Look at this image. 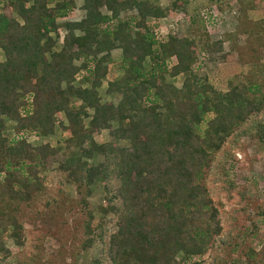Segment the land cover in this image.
Here are the masks:
<instances>
[{
    "label": "trees",
    "instance_id": "16d2710c",
    "mask_svg": "<svg viewBox=\"0 0 264 264\" xmlns=\"http://www.w3.org/2000/svg\"><path fill=\"white\" fill-rule=\"evenodd\" d=\"M232 1L241 4L237 37L262 34L264 20L249 27L243 0ZM183 4L81 0L83 17L60 23L74 0H0V264L41 263L35 238L26 256L23 249L13 256L1 239L21 245L15 213L39 192V174L57 155L54 171L66 184L80 193L99 183L104 200L95 225L80 200L90 229L78 245L67 247L71 264L93 241L100 242L102 254L85 264H204L202 255L218 246L238 250L246 264H264V239L235 235L237 242L230 243L222 235L203 180L207 170L226 191L234 190L227 174L235 167L233 151L242 139L264 144V80L256 76L264 67L251 64L248 78L229 81L225 91L211 87L197 63L209 47L221 45L209 42L218 29L213 17H202L205 38L191 28L194 20L177 34L174 19L157 36L160 21ZM125 12L130 14L121 16ZM114 49L120 51L117 79L108 76ZM178 76L177 87L171 80ZM105 79L104 94L117 96L115 104L99 98ZM59 116L65 122L57 124L66 133L62 146L32 147L30 139L55 133ZM103 129L108 139L96 143L93 135ZM99 156L103 161L95 163ZM65 205L45 203L60 217ZM254 216L264 213L247 212V221ZM255 225L251 220L250 234ZM252 244L262 247L254 251Z\"/></svg>",
    "mask_w": 264,
    "mask_h": 264
},
{
    "label": "rangeland",
    "instance_id": "374dc122",
    "mask_svg": "<svg viewBox=\"0 0 264 264\" xmlns=\"http://www.w3.org/2000/svg\"><path fill=\"white\" fill-rule=\"evenodd\" d=\"M174 0H153V2L161 7L166 8L169 2ZM243 8L245 7V16L247 25L251 26L253 22L264 20V0H243ZM75 7L69 14L68 18L59 21H79L83 17V11L80 9L81 0H74ZM241 4L232 0H186L175 13L170 14L169 20H161L158 28L157 36L166 33L167 24H171L174 19L179 21L176 33H184L187 31L188 23L194 20L192 29L195 33L201 34L202 38L206 37V32L202 28L208 19H215L217 30L209 35V42L215 44L221 41L219 48L209 47L204 53L203 59L198 58L197 66L200 68L199 74L206 78L208 84L219 91H225L227 83L233 79L248 78L251 71V64L257 65L259 70L264 67V32L256 34V36L237 37L236 19L239 16L238 10ZM129 12L122 13L121 16H127ZM220 14V15H219ZM221 17L217 21L218 16ZM188 18L185 22L184 18ZM202 17L204 20H202ZM207 18V19H206ZM152 26V20L146 21ZM249 26V27H250ZM190 28V29H191ZM64 35L63 30H59V39ZM258 37V38H257ZM60 40H58V43ZM215 50V51H214ZM2 52L0 51V61H2ZM108 76L111 78H119L120 71H116V66L120 64V51L114 49L109 53ZM253 68V67H252ZM264 80V71L257 73ZM109 79V78H106ZM106 79L102 81L101 86L97 90L101 102H111L115 104L118 100L117 96H106L104 90L106 87ZM181 77H176L171 82L175 86H179ZM65 122L61 116L56 117L55 133L46 138L30 139L29 144L32 147L41 143H48L51 147L62 146V142L66 137V133L61 131L57 124ZM96 143H104L107 141V130L103 129L93 135ZM121 145L124 143L121 142ZM215 156L214 160L217 158ZM232 156L235 164L229 170L228 177L235 186L234 190L226 191L222 181H213L212 173L204 170L203 180L208 190L209 197L214 204L218 218L222 225V235L228 238L230 243L237 242L233 238L235 235L240 238L246 237L247 241L252 242L255 239H264V216L251 218L253 224H258L253 234L249 233L250 221H247V212L264 213V144L256 143L247 139H242L238 148L233 151ZM61 157L59 155L48 162L47 170L39 174L38 186L39 192L32 198L27 205L19 206L15 213L16 223L22 226L19 232L20 246H15L13 241L6 237L1 239L4 247L13 255L23 249V255L26 256L31 250L32 240H38V244L42 249V258L40 264H71V255L66 252L67 247L71 244L78 245L86 233V217L83 215V206L80 200H85L87 211L94 216L93 224L98 221L97 208L102 205L103 193L99 183L92 184L87 190L76 189L71 184L64 182V177L54 171L56 162ZM101 156L96 157L95 163L102 162ZM211 173V174H210ZM221 180L225 178L221 177ZM86 190V191H85ZM86 196V197H85ZM62 198V199H61ZM63 200L66 204L65 213L61 212L62 217L58 214H52L50 207H46L45 203L50 201ZM53 208V207H51ZM244 208V209H243ZM72 209V210H71ZM110 214H106L104 221L110 220ZM113 229L109 231L112 232ZM252 235V236H250ZM70 244V245H69ZM254 251L259 250L262 246L257 247L251 245ZM102 254V246L100 242L93 241L89 247L83 251H79L76 258L77 264H85L88 261L99 258ZM209 256L214 259L209 260ZM204 264H246L239 254L238 250H232L230 247L218 246L216 250L208 249L201 257Z\"/></svg>",
    "mask_w": 264,
    "mask_h": 264
}]
</instances>
